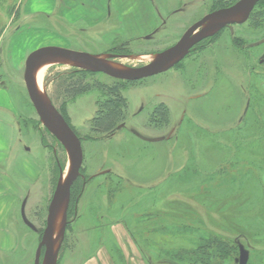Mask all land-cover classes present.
<instances>
[{"label":"rangeland","instance_id":"1","mask_svg":"<svg viewBox=\"0 0 264 264\" xmlns=\"http://www.w3.org/2000/svg\"><path fill=\"white\" fill-rule=\"evenodd\" d=\"M20 1L0 0V9L7 14L1 19L0 10L1 29L8 25L15 29L17 19L15 25L11 21L18 15ZM164 1L173 3L165 9L163 0L151 2L155 25L159 7L167 20L154 34L147 29L153 25L150 7L126 4L119 8L127 9L135 20L129 21V34L142 38L124 41L120 36L112 41L111 34L105 36L110 30L82 32L58 24L55 33L44 29L31 34L27 44H21L20 53L27 58L38 48L61 46L101 55L121 68L148 63L210 8L204 0ZM11 35L3 39L0 55L8 48ZM263 38L261 0L250 21L222 31L212 44L199 47L175 67L139 81H125L126 126L104 136L90 130L102 92L93 89L75 98L64 97L58 91L59 78L78 68L69 62L47 64L39 87L56 106L66 101L63 109L82 136L84 156L82 177L71 193L70 223L58 264H84L102 245L112 250L117 264H126L117 241L138 242L141 248L128 243L125 251L134 257V250L147 264H197L205 256L202 252L189 253L193 259L189 262L176 253L195 250L198 242L202 246L217 236L234 248L227 258H214L209 264H237L240 245L250 253L248 264H264V43L257 44ZM24 66L25 62L16 70V63L12 68L7 63L0 68V84L9 89L16 108L12 149L31 150L44 173L36 184L25 186L28 197L17 201L8 213L14 241L11 248L1 243L0 264H34L39 235L22 220L23 201L27 199L28 220L43 230L52 192L62 170L64 177L69 170L67 153L43 126L30 101ZM94 78L115 82L103 73ZM159 104L169 110L168 121L160 125L150 121ZM133 130L164 139L146 141ZM4 139L0 134V141ZM198 229L205 230L201 241L200 235L196 237Z\"/></svg>","mask_w":264,"mask_h":264},{"label":"crops","instance_id":"2","mask_svg":"<svg viewBox=\"0 0 264 264\" xmlns=\"http://www.w3.org/2000/svg\"><path fill=\"white\" fill-rule=\"evenodd\" d=\"M129 1L131 0H21L18 6V15L11 21L15 25L14 22L17 19L15 29L10 27V25L4 27V30L1 29L3 26L0 28V48L4 47L3 39L12 33L11 38L8 39V48L6 46L4 52L1 51L0 68H6L7 63L11 68L12 64L16 63V70L21 68L26 59V54L20 53L21 44H27L29 38H32L31 34L44 32V29L49 32L56 31V29H59L56 27L58 24L75 28L78 31L82 30V32L98 29L103 34L104 29L110 30L105 33L108 34L105 36L111 34L110 40L112 41L120 36L126 39L124 41H131L129 39L132 38H142L144 35L134 36L132 33L129 34V29L132 26L129 21L135 22V20L131 17L132 15H128L127 9H120L119 7L127 6L126 4L131 7H150L149 14L153 25L149 24L147 29L152 30L155 25L152 0ZM0 10L2 19L7 14L3 8ZM11 29L13 30L11 31ZM13 70L15 69L13 68ZM15 111L16 108L11 92L6 86L0 84V134L5 136V139L0 141V245L5 242L8 248L12 247L14 241L13 230L9 227L8 213L13 209L17 201L28 197L29 188L25 186L36 184L39 177L44 173L38 159L35 156L33 157V154H30L31 150L17 147L15 150L12 149L17 130L14 121L16 120ZM7 136L8 140H6ZM11 150L14 151L12 160H10ZM14 175L18 176L23 183L17 181ZM122 229L124 233L129 232L126 228ZM110 231L112 233L114 229ZM8 233L9 236L7 235ZM115 236L118 239L116 233ZM128 243L129 245H134L133 247H136L137 250L141 248L138 242H132V244L131 242L123 241L120 243L117 241L118 248L126 256V264H147L145 262L146 259L135 252L132 246H130V249L133 250L134 257H131L125 251L129 249ZM112 253V250L102 245L84 264H117Z\"/></svg>","mask_w":264,"mask_h":264},{"label":"water","instance_id":"3","mask_svg":"<svg viewBox=\"0 0 264 264\" xmlns=\"http://www.w3.org/2000/svg\"><path fill=\"white\" fill-rule=\"evenodd\" d=\"M259 1L238 0L230 6L207 14L187 29L174 45L157 53L150 62L134 67L121 68L108 62L101 55L61 46L41 47L27 56L23 76L30 101L43 126L65 149L69 163V170L66 176L64 177V171H62L52 194L47 210L46 225L36 250L34 264H58V256L68 223L71 188L80 175L84 158L81 139L62 113L38 86L36 82L38 70L45 64L59 61L69 62L81 70L104 73L124 81L148 78L172 68L184 59L197 43L214 36L222 28L246 22ZM261 43H264V38L257 44ZM122 125L124 124L119 125L118 128H121ZM136 135L150 142L164 139V137L149 138L139 133H136ZM26 201L27 199L23 201L21 207L22 219L30 228L35 230L34 225L25 214ZM249 256V251L243 245H240L239 257L236 258L237 264H248Z\"/></svg>","mask_w":264,"mask_h":264},{"label":"trees","instance_id":"4","mask_svg":"<svg viewBox=\"0 0 264 264\" xmlns=\"http://www.w3.org/2000/svg\"><path fill=\"white\" fill-rule=\"evenodd\" d=\"M97 74L98 73L95 72L75 69L71 74L68 73L64 75V77L59 78L60 83L58 91L60 94L62 93L64 97L71 99L86 92H89L90 90L99 89L103 94V98L97 103V112L91 120L90 130L95 135L104 136L114 133L116 131L117 126L126 120V110L128 108V103L127 98L122 92L125 86V81L115 79V82L109 84L95 79L94 76ZM52 102L55 105L53 99ZM65 103L66 101L62 102L60 107L56 105L55 107L64 115L66 119H68L66 112L63 109ZM168 116V108L164 104H159L156 105L153 109L152 114L150 116V121H153L155 122V124L159 125L164 124L165 121H168ZM78 179L72 186L71 193H73V189ZM182 231H180V233ZM204 231L205 230L198 229L199 233L196 235V237H198ZM200 237L201 235L199 236V241H201L203 238ZM197 244L198 245L194 247L195 250L189 252L188 249H182L181 251L177 252L176 255L178 257L180 255H182V257H187L186 259L189 262L193 260L192 258H190L191 256H189V253L193 254L194 252H202L205 256H203V258H201V260L197 264H209L214 258L221 260L227 258L230 252L232 251V248H234V246L227 242L226 239H224L222 236H217L214 238L212 237L206 240V242L202 246L199 245V242Z\"/></svg>","mask_w":264,"mask_h":264},{"label":"flooded vegetation","instance_id":"5","mask_svg":"<svg viewBox=\"0 0 264 264\" xmlns=\"http://www.w3.org/2000/svg\"><path fill=\"white\" fill-rule=\"evenodd\" d=\"M153 1V0H152ZM183 0H181L180 2H182ZM238 0H216V2H215V0H212L211 1V3L210 2H208V0H204L203 1V4H204V6L205 5H207V6H209L210 8H209V10L208 11H206L205 13H204V15H202L199 19H197L195 22H193L190 26H192L193 24H195L196 22H198L200 19H202L204 16H206L207 14H209V13H212L213 11H215V10H218V9H221V8H225V7H227V6H230V5H232V4H234L235 2H237ZM261 1V0H260ZM259 1V2H260ZM184 2V1H183ZM208 2V3H207ZM259 2L257 3V5L259 4ZM168 3H173V1H164L163 0V4H162V8H164L165 7V9H166V6H167V4ZM219 3V4H218ZM184 4V3H183ZM187 4V3H186ZM216 4H218V5H216ZM164 5V6H163ZM216 5V6H215ZM257 5L255 6V8L253 9V11L251 12V14H250V16H249V18L247 19V21H250L252 18L251 17H253V15L255 14V9H256V7H257ZM206 7V6H205ZM156 8H158V7H156ZM198 10H200L201 11V9H198ZM177 11H181V8H179ZM251 18V19H250ZM246 21V22H247ZM165 23H167V20L165 19V17H164V15H162V12H161V10H160V7H159V9L157 10V16H156V25L154 26V28H153V30H151L152 32L150 33V35L153 33H155L156 31H157V27H159L160 25L162 26L163 24H165ZM245 23V22H244ZM243 24V23H242ZM236 25H240V24H233L232 26H226V27H224V28H222L217 34H215L214 36H212V37H209V38H207V39H204V40H202L201 42H199V43H197L192 49H191V51H190V53H188V55L187 56H189V55H192L195 51H198L200 48L199 47H205L207 44H208V42H211V44H212V40L214 39V38H216V37H218L220 34H221V32L222 31H224V30H226V29H229V30H232V28L234 27V26H236ZM187 29H189V27L187 28ZM187 29H186V31H187ZM185 31V32H186ZM184 32V33H185ZM183 33V34H184ZM183 34L181 35V37L183 36ZM150 35L149 36H146V37H144L145 39H149L150 38ZM180 37V38H181ZM179 38V39H180ZM179 39L177 40V41H179ZM176 41V42H177ZM176 42H174L173 44H171L170 46H172V45H174ZM169 46V47H170ZM168 48V47H167ZM166 49V48H165ZM164 49H162V50H160L159 52H161V51H163ZM187 56L184 58V59H186L187 58ZM183 59V60H184ZM182 60V61H183ZM181 63V62H180ZM179 64V63H178ZM177 64V65H178ZM176 66V65H175ZM174 66V67H175ZM173 68V67H172ZM149 78V77H148ZM145 79V78H144ZM142 80V79H141ZM137 81H139V80H137ZM127 82H131V81H127ZM63 115V114H62ZM64 116V115H63ZM67 118H68V116H67ZM66 119V118H65ZM67 120V122L70 124V126L73 128V130L76 132V134L78 135V137L81 139V142H82V144H83V139H82V136L79 134V132L74 128V126L70 123V120H69V118L68 119H66ZM121 124H124V125H122V127H124V126H126L125 125V123L123 122V123H121ZM120 124V125H121ZM119 126V125H118ZM118 126H117V128H118ZM121 127V128H122ZM47 130V129H46ZM133 133L136 135V133H139V132H137L136 130H133ZM51 134V133H50ZM112 134H114V133H112ZM140 134V133H139ZM144 136V135H143ZM82 147H83V145H82ZM65 150V149H64ZM82 167H83V163H82ZM82 167H81V169H80V175L78 176V178H80V177H82ZM101 172V171H100ZM100 172L98 173V174H100ZM102 173V172H101ZM98 174H95L94 176H91V177H89V179H91V178H94L95 176H97ZM77 178V179H78ZM76 179V180H77ZM75 180V181H76ZM75 183V182H74ZM86 184V181H84V185ZM74 185V184H73ZM72 185V186H73ZM71 190H72V188H71ZM70 210H71V200H70V203H69V207H68V214H69V212H70ZM69 216V215H68ZM22 217V216H21ZM30 221V220H29ZM24 222V221H23ZM31 222V221H30ZM32 223V222H31ZM69 223H70V220L68 219V223H67V225H69ZM24 224H26L25 222H24ZM33 224V223H32ZM27 225V224H26ZM34 225V224H33ZM45 225H46V221H45ZM28 226V225H27ZM29 227V226H28ZM34 227H35V225H34ZM67 227V226H66ZM30 228V227H29ZM45 228V227H44ZM32 229V228H31ZM33 230V229H32ZM44 230V229H43ZM43 230H42V228H40V227H35V230H33V231H35V232H37L38 233V235H39V242H40V238H41V235H42V232H43ZM66 230H67V228H66ZM39 244V243H38Z\"/></svg>","mask_w":264,"mask_h":264},{"label":"bare ground","instance_id":"6","mask_svg":"<svg viewBox=\"0 0 264 264\" xmlns=\"http://www.w3.org/2000/svg\"><path fill=\"white\" fill-rule=\"evenodd\" d=\"M46 66L47 64L43 65L37 72L36 74V82L38 84V86H40L41 82H42V78L44 76V73H45V69H46ZM58 222H59V219H58ZM58 222H57V228H58ZM56 228V230H57Z\"/></svg>","mask_w":264,"mask_h":264}]
</instances>
